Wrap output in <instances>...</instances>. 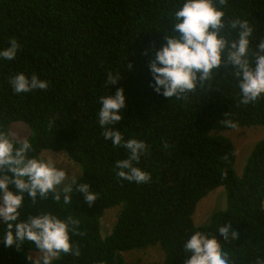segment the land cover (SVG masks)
Returning <instances> with one entry per match:
<instances>
[{
    "label": "trees",
    "instance_id": "trees-1",
    "mask_svg": "<svg viewBox=\"0 0 264 264\" xmlns=\"http://www.w3.org/2000/svg\"><path fill=\"white\" fill-rule=\"evenodd\" d=\"M177 3L0 0V49L8 47L11 38L21 44L14 60H0V131L11 135L13 123H25L34 154L64 151L81 167L80 182L98 194L92 204L79 192L73 193L72 206L47 200L33 207L27 202L24 219L40 209L78 221L72 238L81 255H62L55 264H145L130 262L124 254L150 246L161 247L164 264H184L187 253L181 246L189 231L214 235L227 221L239 233L230 244L220 241L233 264H255L258 256L264 257V139L239 175L235 144L225 134L264 127V99L241 105L233 87L235 76L211 90L198 86L187 100L154 91L149 64L172 32L169 16ZM225 10L230 17L248 19L254 37H264V0H229ZM108 71L120 76L105 94L118 88L126 94L117 128L150 145L139 165L151 174L150 182L137 184L115 175L124 149L105 142L97 123V101ZM20 72L47 80L48 89L13 93L9 80ZM223 77L222 69L217 81ZM225 119L236 127L226 126ZM221 187L227 208L197 227L193 215L199 202ZM117 206L121 211L113 231L103 236L105 211ZM30 251L28 244L19 250L0 244V264H29Z\"/></svg>",
    "mask_w": 264,
    "mask_h": 264
},
{
    "label": "clouds",
    "instance_id": "clouds-1",
    "mask_svg": "<svg viewBox=\"0 0 264 264\" xmlns=\"http://www.w3.org/2000/svg\"><path fill=\"white\" fill-rule=\"evenodd\" d=\"M228 4L229 0H178L169 16L174 25L172 32L165 35L166 42L155 51L149 64L152 87L157 94L187 100L198 86L211 90L231 83L229 78L235 76L233 87L241 105H254L264 99V37H254L255 27L248 19L228 16L225 10ZM20 48L19 41L11 38L9 46L0 49V60H14ZM222 69L223 80L217 81ZM119 76V72H107L105 91L97 101V123L105 142L115 149H124V157L115 163L116 177L143 184L150 182L151 174L139 165L149 154L150 145L136 135L127 136L126 131L116 126L123 119L121 110L126 107L125 89L105 94ZM9 83L18 95L49 87V82L35 73H17L10 77ZM224 123L236 127L229 119ZM34 153L30 139H14L7 131H0V244L17 250L31 245L29 264H55L62 255H81L79 244L72 238L78 221L40 209L24 219L27 202L33 207L47 200L72 206L73 193L79 192L92 204L98 194L90 190L88 183L80 182L79 176L69 175L68 168L57 162L59 156L54 160ZM238 236L230 221L222 228L217 227L214 235L195 228L190 230L181 246L183 253H187L184 264H233L220 241L230 244ZM255 264H264V257L258 256Z\"/></svg>",
    "mask_w": 264,
    "mask_h": 264
},
{
    "label": "rangeland",
    "instance_id": "rangeland-1",
    "mask_svg": "<svg viewBox=\"0 0 264 264\" xmlns=\"http://www.w3.org/2000/svg\"><path fill=\"white\" fill-rule=\"evenodd\" d=\"M10 133L13 138L22 140L24 138H28L30 130L25 123L16 122L11 125ZM225 134L231 138L235 144L237 152L236 171L239 175H241L246 165V161L254 147L259 141L264 139V127L257 126L237 128L226 132ZM42 155L46 158L51 157L54 160H56L59 156V160L57 162L68 168L69 175L73 173L74 175L79 176V178L82 176L81 167L73 162L64 151L56 152L46 150L43 151ZM226 206L227 197L225 188H218L216 191L209 194L199 202L196 212L193 215L194 224L198 227L209 223L213 214L216 211L226 209ZM120 211V206L113 207L105 211L101 223V232L103 236H108L112 233ZM124 255L130 262H142L145 264H164L165 259L164 252L159 246H150L145 249L133 250L126 252Z\"/></svg>",
    "mask_w": 264,
    "mask_h": 264
}]
</instances>
